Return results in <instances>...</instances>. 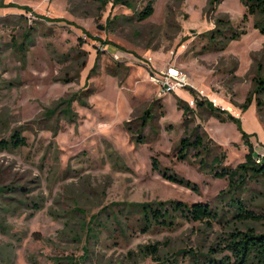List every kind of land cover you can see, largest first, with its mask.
<instances>
[{"label": "rangeland", "instance_id": "374dc122", "mask_svg": "<svg viewBox=\"0 0 264 264\" xmlns=\"http://www.w3.org/2000/svg\"><path fill=\"white\" fill-rule=\"evenodd\" d=\"M106 1L0 0V140L26 138L0 150V264H192L190 253H214L245 228L228 215L227 180L174 147L200 125L224 165L264 157V33L240 0H155L143 21L145 0ZM169 67L189 85L161 96L148 74ZM53 107L55 123L41 114ZM202 151L210 162L214 152ZM245 185L237 196L262 210L264 185ZM170 200L223 219L174 214L171 227L140 232L141 208L127 204L161 201L172 213ZM155 244L157 260L143 249Z\"/></svg>", "mask_w": 264, "mask_h": 264}, {"label": "trees", "instance_id": "16d2710c", "mask_svg": "<svg viewBox=\"0 0 264 264\" xmlns=\"http://www.w3.org/2000/svg\"><path fill=\"white\" fill-rule=\"evenodd\" d=\"M110 1L107 0L106 3ZM114 4H120L130 7L131 6L129 0H111ZM146 3L142 7V9L137 13V19L139 21H143L149 18L154 12V2L155 0H145ZM242 5L245 8L244 20L247 19L248 16H252L254 18V26L259 29L262 33H264V0H240ZM222 19H218L217 22L223 23ZM234 29V28H233ZM235 30V29H234ZM237 31H233L229 38H235V36L242 34ZM85 65L83 62L82 66ZM79 76V75H78ZM73 80V77H61V81L68 83ZM261 77L257 78L256 81H260ZM192 90V89H191ZM264 90V89H262ZM69 98H67V101ZM65 102V104L67 103ZM202 101H200L201 103ZM259 104H262V101L259 99ZM203 103H201L202 105ZM205 104V103H204ZM212 105L209 104L210 108ZM62 108V107H61ZM56 108L46 109V113L44 114L45 118L52 119L55 123L57 121V113L54 112ZM219 109V108H217ZM59 111L58 109L56 110ZM69 112V116H74V113ZM147 110L145 109L144 114L141 116L140 127L138 128V133L145 129L148 124L147 118ZM73 113V115H72ZM192 120L188 118V124H192ZM130 124V122H129ZM194 124V122H193ZM186 125V126H187ZM195 125V124H194ZM128 130H131L128 127ZM246 137V135L244 136ZM211 139L208 138L207 133L202 129L200 125H195L194 130L189 135H184L179 140L178 144L174 147L176 151V156L179 160H186L188 156H195L196 159L200 160L201 163H205V170L208 174H210L213 178H221L227 180V189L228 193V205L227 209L228 215H231V219L233 222H237L238 224H243L245 226L244 229L240 227H235L227 235L221 236L220 241L215 246V248L211 249L214 253L219 254L223 253L222 256H215L214 253L208 254H199L195 255L194 253H190L192 258V264H264V208L262 210H255L250 208L246 202L241 200L237 193L241 189H245L247 180H254L262 185H264V157L254 158L252 153H248L246 155V159L239 163L236 167H230L223 164L225 159V155L223 152H214V149L210 147ZM26 145V138L19 134L18 131H14L13 136H11L8 140L1 139L0 140V150L4 149H17L18 147ZM250 150L253 149V145L249 144ZM202 150L213 151L214 155L212 156L210 162H207L204 159L205 156L202 155ZM259 159V162L256 160ZM158 160L153 158L152 165L154 169H167L166 167H162L159 165ZM169 170V169H167ZM165 178H169L171 180H178L174 175L164 173ZM180 179V178H179ZM5 191L4 187L0 188V195ZM225 193V190H221L218 194V197H221L222 194ZM25 197H27L25 195ZM166 203V202H165ZM170 206H172L173 212L164 211L161 206V201L152 202V203H128L129 205L134 204L141 208L142 218L139 221V231L145 233L149 231L153 226H161V227H171L173 225V218L171 217L174 214H179L181 217H184L187 220L195 221V222H210L211 225L221 221V214L213 209L208 204H202L200 202L193 203L188 205L185 202L179 200H170ZM160 205V208H159ZM164 205V202H163ZM35 209H39L40 206L33 203ZM163 209V210H162ZM99 214V213H97ZM97 214H94L90 217V221L96 219ZM257 225H261V229L257 228ZM5 231V226L0 224V232ZM144 251L149 254L153 260H157L158 254V244L155 245H146L144 246ZM180 252L177 254L179 255ZM177 256V255H176ZM174 264V263H170Z\"/></svg>", "mask_w": 264, "mask_h": 264}, {"label": "built area", "instance_id": "2783aa9c", "mask_svg": "<svg viewBox=\"0 0 264 264\" xmlns=\"http://www.w3.org/2000/svg\"><path fill=\"white\" fill-rule=\"evenodd\" d=\"M148 77L150 82L160 89L159 95L161 96L175 93L177 89L189 85L188 76L174 67L150 71ZM257 162H259V159H257Z\"/></svg>", "mask_w": 264, "mask_h": 264}]
</instances>
